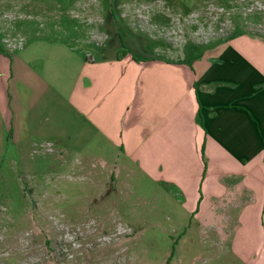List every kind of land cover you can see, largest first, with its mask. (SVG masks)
<instances>
[{"label":"crops","instance_id":"0c3cea01","mask_svg":"<svg viewBox=\"0 0 264 264\" xmlns=\"http://www.w3.org/2000/svg\"><path fill=\"white\" fill-rule=\"evenodd\" d=\"M96 1L0 0V8L71 10ZM170 25L0 22V156L9 143L45 142L60 156L110 166L108 184L121 168L138 184H162L192 218L227 214L232 252H258L264 38L240 34L191 61L143 38L175 42L163 35ZM260 256L264 264V245Z\"/></svg>","mask_w":264,"mask_h":264},{"label":"rangeland","instance_id":"374dc122","mask_svg":"<svg viewBox=\"0 0 264 264\" xmlns=\"http://www.w3.org/2000/svg\"><path fill=\"white\" fill-rule=\"evenodd\" d=\"M144 21L171 22L163 35L175 42L143 38L192 61L240 34L264 38V0H97L71 10L0 8V22L9 25ZM49 144L9 143L0 156V264H262L264 238L258 252H232L227 214L192 218L180 198L165 195L162 184H138L121 168L108 184L110 166L60 156Z\"/></svg>","mask_w":264,"mask_h":264},{"label":"trees","instance_id":"16d2710c","mask_svg":"<svg viewBox=\"0 0 264 264\" xmlns=\"http://www.w3.org/2000/svg\"><path fill=\"white\" fill-rule=\"evenodd\" d=\"M124 53H125L124 51L120 52V53H119V57L123 56Z\"/></svg>","mask_w":264,"mask_h":264}]
</instances>
